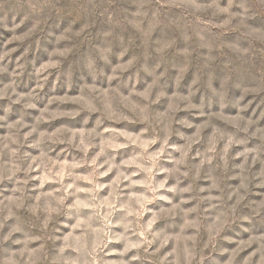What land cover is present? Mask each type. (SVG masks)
I'll return each mask as SVG.
<instances>
[{
  "label": "rangeland",
  "instance_id": "374dc122",
  "mask_svg": "<svg viewBox=\"0 0 264 264\" xmlns=\"http://www.w3.org/2000/svg\"><path fill=\"white\" fill-rule=\"evenodd\" d=\"M30 2L0 0V208L9 204L15 211L13 202L23 206L20 211L49 208L44 214L48 235L29 245H43L38 255L45 259L37 264L85 259L122 264L137 255L141 259L132 264H159L202 226L211 230L210 217L222 208L221 198L231 196V206L243 196L237 211L243 208L245 214L252 211L245 204L264 201V105L234 107L241 92L227 85L223 107L216 98L208 100L209 84L220 89L227 72L225 45L246 46L238 32L217 27L223 15L193 16L191 9L159 0L160 13L153 18L148 0H80L82 7L52 15L42 32L29 34L38 20ZM219 2L225 6L227 0ZM141 4L147 6L145 17L134 15ZM25 49L28 54L21 58ZM97 49L107 50L113 68L123 73L120 79L134 66H145L131 90L155 99L144 118L108 120L97 128L98 114L88 123L84 113L74 114L80 93L61 73L77 52L83 65ZM251 71L237 61L231 80L240 82ZM121 107L124 112L117 116L138 113L144 105L129 97ZM247 120L252 122L248 131H240ZM15 238L24 239V233ZM247 238L242 234L237 242L243 245ZM256 246L241 247L236 261ZM8 247L22 245L9 242ZM173 259L168 256L163 264Z\"/></svg>",
  "mask_w": 264,
  "mask_h": 264
},
{
  "label": "clouds",
  "instance_id": "9594fccd",
  "mask_svg": "<svg viewBox=\"0 0 264 264\" xmlns=\"http://www.w3.org/2000/svg\"><path fill=\"white\" fill-rule=\"evenodd\" d=\"M163 2L168 7L180 8L185 11L191 9L190 14L193 16L196 13L210 12L211 17L221 15L225 17L217 27L222 32H238V40L240 38L245 40L246 46H242L239 42L225 45L228 49V60L223 67L227 72L221 79L220 89L209 84L207 89L208 100L211 102L213 98H216L223 107L227 88L239 89L241 96L233 102L234 107H240L243 110L251 106L253 102L258 101L256 108L260 109L264 105V0H227L225 6H221L219 0H211V3L205 4H196L195 0H163ZM158 5L159 0L156 4H152V0H148V6L155 9L152 11L153 18L160 13ZM69 7L77 8L82 7V5L80 0H70L68 6L62 5L61 0H34V2H30V8L35 12L38 20L29 34L36 32L37 28L42 32L41 25L46 24L52 15L65 13ZM146 7L145 4H141V10L134 15L137 17L147 16ZM197 19H199L198 16ZM21 22L23 23V21ZM84 31L81 29L75 35L80 36ZM103 35H108V33ZM87 38L88 35L85 34L84 39L87 40ZM12 39L19 40L22 38L14 36ZM35 45L38 50L40 47L39 40L35 41ZM15 50L14 48L10 51ZM28 51L29 49H25L21 58L26 57ZM106 51L97 49L96 55H89L83 65L79 59L80 52H77L74 55L75 58L69 62L67 70L61 73L67 77L64 83L75 86L80 93L79 98H77L78 107L74 114L84 113L82 117L84 123H88L94 113L98 114L94 121L97 128L108 120L144 118L146 110L155 103L152 96H141V94L131 91L135 87L137 73L146 71L145 66H134V71L129 73L127 77L120 79L119 77H123V73L117 72L113 68L111 59L105 54ZM4 55L7 56L8 52H5ZM61 55L63 54L61 53ZM237 61L249 64L252 71L248 77H242L240 82H233L231 72ZM154 85L155 81L149 88ZM118 89L120 91H117ZM122 92H128V97H123ZM248 95H251L252 99L245 103ZM129 97H136L139 104H143L144 107L138 113L129 112L117 116V111L124 112L121 107V100ZM253 115H255V109ZM260 118H264V110L261 111ZM251 123L250 120L244 121V127L240 128V131L247 132ZM98 135L102 136V133H98ZM260 186L264 187V183ZM230 199L231 196H227L226 199L221 198L222 208L217 209V213L210 217L211 230L202 226L192 236L186 238V242L179 252L173 249L172 252L160 258L159 264H163L168 256H174L170 264H203L204 260H207L208 264H264V215L261 214L264 212V201H261L256 207L245 204L244 207L252 208L251 212L245 214L243 208L239 212L237 211V207L242 204L244 197H238L236 203L231 206L227 204V200ZM13 204L15 211L9 204H4L3 208H0V264H37L38 261L45 259L38 255L43 245L37 249H32L29 245L37 239L43 240L48 235L44 230L48 228L49 217L44 214L49 211V208L29 206L20 211L23 206L15 202ZM213 207L216 208V205ZM12 218H15V222L8 225V221ZM6 225H8L7 231H5ZM27 227L39 228L41 232L39 235H28L25 230ZM17 233H24L25 238L14 239ZM242 234H247L248 237L243 245L237 242ZM9 242L12 245H22V247L10 249L8 247ZM234 243L236 247L232 248L231 245ZM253 244L257 246L237 262L236 256L241 247H250ZM140 259L141 256L137 255L127 262H122V264H132V260ZM83 264H92V261L85 259Z\"/></svg>",
  "mask_w": 264,
  "mask_h": 264
}]
</instances>
